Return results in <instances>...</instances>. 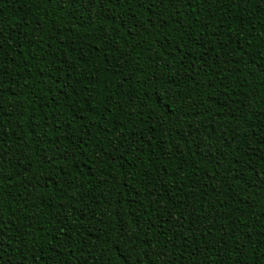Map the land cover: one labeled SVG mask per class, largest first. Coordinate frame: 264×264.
Instances as JSON below:
<instances>
[{"label":"trees","instance_id":"trees-1","mask_svg":"<svg viewBox=\"0 0 264 264\" xmlns=\"http://www.w3.org/2000/svg\"><path fill=\"white\" fill-rule=\"evenodd\" d=\"M0 264H264V0H0Z\"/></svg>","mask_w":264,"mask_h":264}]
</instances>
